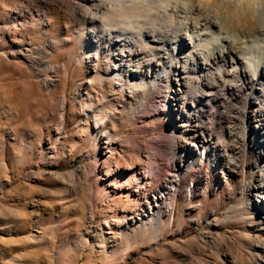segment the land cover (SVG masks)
I'll return each instance as SVG.
<instances>
[{
  "label": "rangeland",
  "instance_id": "obj_1",
  "mask_svg": "<svg viewBox=\"0 0 264 264\" xmlns=\"http://www.w3.org/2000/svg\"><path fill=\"white\" fill-rule=\"evenodd\" d=\"M122 1L0 0V264H264L258 79L238 72L241 61L225 52L210 61L212 79L198 83L200 72L183 61L191 48L166 62L162 44L141 36L165 33L170 48L180 34L195 33L214 49L215 36L235 32L224 5ZM241 32L228 37L247 45L243 60L264 62V30ZM136 66L163 73L152 98L115 74ZM197 123L205 133L190 139ZM109 133L166 147L164 177L152 175L129 206L104 187L105 177L92 179Z\"/></svg>",
  "mask_w": 264,
  "mask_h": 264
},
{
  "label": "bare ground",
  "instance_id": "obj_2",
  "mask_svg": "<svg viewBox=\"0 0 264 264\" xmlns=\"http://www.w3.org/2000/svg\"><path fill=\"white\" fill-rule=\"evenodd\" d=\"M175 1L177 2V0H175ZM200 1H202V0H200ZM200 1L198 0L199 4H200ZM205 1L207 3V2H210L212 0H204V2ZM133 2H135V1H133ZM214 2L220 3V4L222 3L224 5V7L226 9V14L228 15V18H229V27L228 28H230V31H235L237 33H240L243 30H249V31L252 29H256V30H260V29L262 30L263 29L264 30V0H214ZM116 3H117V5H120V6L124 5V1H122V0H117ZM170 3L169 4L167 3V7L169 9H171V11L174 12L175 9L171 8ZM178 3L179 2H177V5H178ZM184 3L188 4L189 2H184ZM201 3H203V2H201ZM164 7H166V5ZM174 7H176V6H174ZM189 8H190V6H189ZM163 9H167V8H163ZM163 12H164V10H163ZM185 13H186V11H185ZM197 16H200V15H197ZM193 17H196V16H193ZM113 21H114V19H113ZM180 21H179V23H180ZM216 24H218V23H216ZM221 29H222V27H221ZM170 32L167 31V33H170ZM203 32H204V30H203ZM235 32H233V33H235ZM141 33H143L142 30H140L139 34H141ZM232 34L231 35L227 34L226 36H223L222 34L215 36L214 40L218 43V45L214 49L209 48V45H210L209 41L202 39L200 34H195V33H193L191 35H188L186 33L180 34L179 38L172 43V46L170 48L168 47L169 46L168 40H170V38L168 36H166L165 33H163V34L159 33L157 35L154 33V31L147 29L144 31L143 34H141V36L145 37L147 39V41L150 43L154 42V43L162 44V46L161 47L159 46L157 49L162 52L161 59L164 56H166L165 57L167 59L166 62H169L168 60L173 58L175 51L176 52L178 50L187 51V50H189V48H191L190 52L187 53V55H185V59L183 61H185V63H187V65H193L194 69H192V71H199L200 72V75H199L200 78H198V80H197L198 83H199V80L204 82V81H206V78L212 79L213 74L210 70V61H212L214 58H216L218 53L223 54L225 52H231V53H233L234 58L236 60L241 61V66L237 68L238 72L249 77V79L254 80V82L258 79L256 81L257 83L255 82V86H260V89H258V90L264 96V86L258 84L260 78H255L258 75L257 72L264 73V62H256V61H251V60H248V61L245 60L244 61L243 59H245V58H243L242 52L244 51L245 46H246V48H248V47H247V45L242 46L241 44H243V42L238 43L237 41H235L236 38H235V40L230 39L231 37H233ZM235 35H236V33H235ZM235 35H234V37H235ZM228 36H231V37L229 38ZM238 36H240V35H238ZM223 42H227V44H222ZM244 44H248V42H246ZM180 45L185 46V49H179ZM165 46H167V47H165ZM250 48H251V46H250ZM145 51H147V50H145ZM142 59L143 58L140 57L139 54H137L135 59L133 60V62H135V64H137L139 66V64H142V62H143ZM144 60H147V59H144ZM160 62H162V60ZM183 68H184V71L186 69H189V67H186V66H183ZM202 68L204 70H201ZM231 69L233 70V68H231ZM151 70L154 71L153 68H151ZM151 70L149 69V71L147 73H143L141 70L139 71V68L136 66L135 69L123 70L122 73H115V74L119 78H122L123 76H125L126 77V83L136 84L139 88H141L145 92V94L147 93V95H145V96L151 95V98H152L153 97L152 95L154 94V92L157 91V88L163 82L164 76H163V73H159V71H156L155 73H153ZM233 71H232V73H233ZM217 72H219V71H217ZM250 73H255V74L251 75ZM211 82H213V81H211ZM176 83H177V87H178V92L182 93L183 86L185 85L184 80H180L178 78L176 80ZM214 94L216 96L218 95L217 93H214ZM179 100L180 99H175L174 104H172V106L174 107L173 110L176 112L179 111V108H178V107H180V105H179L180 101ZM181 100H182V98H181ZM260 115L264 119V112H262ZM180 119H181V117H179V121H181ZM186 122L191 123L192 122L191 118H190V120H186ZM177 126H183L185 129L187 128L186 124L182 125L181 122L180 123L178 122ZM205 130H206V128L203 129L201 127V124L197 123V124H195V130L193 132H189V134L188 133H186V134H187V136L190 137V139L192 137H195L196 140H199L201 135H203L205 133ZM108 137H109L108 142L101 148V151H102L101 156L97 157V159H101L99 169H97V166H95L91 172L92 179L95 178L94 180L96 181V178H98V180L96 181V182H98V181H101L99 177H105V181L103 182L104 187L106 189L115 190L116 192H119L121 195L120 196L121 200L122 201L124 200L126 205L129 206L138 199L139 193H138L137 188H139V186L141 188V186H144L147 182L152 181V177H151L152 175L154 178L157 176L158 177H161V176L164 177L161 173H163V170H165L164 167H166L164 164V160L166 157V147L165 148L157 147L155 145L152 147H148L146 144H142V143L130 144V143H126V142L125 143L117 142L118 140L116 141L111 136V133H109ZM200 142H202V141H200ZM180 144H181L180 140L178 138H176L174 140V144H173L172 149H173L174 153L177 155L176 164H177L178 168L181 170V167L184 166V160L181 159V163H179L180 157H181V153H180L181 146H180ZM168 146H170V145H168ZM147 149H151L153 151L152 155H153V161L154 162H151V160H149L148 154L146 152ZM119 155H120V158H119ZM142 159L147 161L146 164L143 163ZM161 161H163V163H161ZM175 186H176L175 192H178L179 188H181V182L178 180ZM257 190L264 192V183H259L257 185ZM107 197L112 198V200H117L116 197L110 196L109 193H107ZM157 201H158V199L155 202L158 203ZM150 209L152 210V208H150Z\"/></svg>",
  "mask_w": 264,
  "mask_h": 264
}]
</instances>
